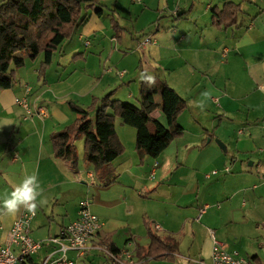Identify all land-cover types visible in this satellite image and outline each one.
Returning <instances> with one entry per match:
<instances>
[{"label":"crops","instance_id":"0c3cea01","mask_svg":"<svg viewBox=\"0 0 264 264\" xmlns=\"http://www.w3.org/2000/svg\"><path fill=\"white\" fill-rule=\"evenodd\" d=\"M197 2L193 0L188 10L177 7L173 11L171 16L177 18L171 34L163 36L158 33L155 37L160 41L156 39L152 44L158 47L156 52L161 55L159 68L144 74L166 81L188 100V109L179 118L184 134L188 126L194 139L187 160L191 165L186 166L193 179L209 181L205 187H198L194 203H176L188 214L173 219L168 213L166 219L155 223L161 229H155L147 211L154 205L158 190L156 186H138L133 170L136 163L142 165L146 162L152 165L150 182L156 181L159 174L157 162L163 159L164 166L167 158L176 157L178 160L182 138L173 140L158 159L145 156L142 162L136 151V130L117 118L116 131L125 152L113 162L115 181L106 187L95 177L94 166L86 167L81 162L75 172L55 156L52 134L63 131L77 119L69 102L89 109L94 99H102L111 92H115L114 100L129 102L120 99L123 89L118 82L112 78L106 81L105 77L96 75L92 79L89 77L90 89L77 78L79 99H69L65 95L69 88L60 87L67 77L66 71L58 70L61 65L56 55L63 54L59 48L44 81L39 78V68L44 61V55H40L35 61L26 59L25 67L17 70V84L0 92V196L10 192L25 175H38L47 203L38 207L32 222L34 240L57 237L63 228L77 220L79 204L84 200L72 211L68 209L76 178V181L91 180V185L98 183L96 189L105 191L101 196L95 190L96 195L91 196L94 199L91 212L103 223L94 244L109 250L112 245L121 251L128 250L132 254L130 264H197L198 260L211 264L212 231L228 253L238 254L251 264H264V92L261 89L264 86V0H208L202 12L195 10ZM228 2L241 8L236 24L229 28L214 27L212 10H221ZM87 23L86 18L77 30H80V40L86 34L94 33L95 36L103 28H90ZM54 64L57 65L56 74L51 73ZM124 71L123 78L119 77V72L117 74L120 83L137 89L139 80L141 91V76L130 80L126 77L129 71ZM106 73L112 74L111 69ZM93 79L98 81L93 83ZM28 86L31 88L29 93L26 91ZM205 90H210V97L202 96ZM127 98H135V95L129 93ZM24 99L33 113L29 119H25L27 110L17 103V100ZM140 99L136 106H140ZM154 99L158 109L153 117L163 123L157 117L160 111L164 116L162 97L156 95ZM200 102L205 104L203 112L196 107ZM41 108L46 116L38 115ZM163 125L167 126V122ZM214 138L224 146V155L218 146H213ZM205 160H208L206 164ZM227 164H231L230 168L227 167L230 171L227 173L226 168L220 179H215L220 176L219 172L217 175L206 174ZM205 206L208 208L201 214ZM22 211L23 208L15 215L0 211V242L3 245L9 241L10 230ZM148 226L154 228V234L160 238L175 241V251L171 253L173 259H144L150 245ZM187 226L189 229L185 231ZM54 249L46 244L22 264H42ZM68 257L75 264H94L98 259L101 261L98 264H115L96 249L83 257L69 252Z\"/></svg>","mask_w":264,"mask_h":264},{"label":"trees","instance_id":"16d2710c","mask_svg":"<svg viewBox=\"0 0 264 264\" xmlns=\"http://www.w3.org/2000/svg\"><path fill=\"white\" fill-rule=\"evenodd\" d=\"M100 0H2L0 2V92L9 90L17 84V70L26 65V59L35 61L44 55L39 68V78L44 81L54 55L60 46L70 40L84 23L83 11L86 6L98 4ZM241 11L233 2L225 3L220 10H212V24L217 28H229L236 24ZM101 16L103 11L97 10ZM116 29L115 39L120 38L118 23L112 18ZM111 92L102 99H94L91 108L84 109L72 102L68 105L77 119L63 131L53 133L51 141L55 156L65 161L75 172L78 171V153L75 141L84 140V164L92 165L95 177L102 184L114 183L113 162L124 154L125 147L116 131V119L120 118L127 126L134 128L136 151L145 156L158 159L175 139L183 136L179 118L188 109V100L181 97L168 83L155 78L149 86L142 80L140 106L129 102L114 100ZM163 100V114L167 126L153 117L158 109L154 97ZM98 105V106H97ZM96 108L95 119L91 109ZM150 245L144 259L171 260L175 251V241L164 240L155 235L148 226ZM113 253L121 250L110 246Z\"/></svg>","mask_w":264,"mask_h":264},{"label":"rangeland","instance_id":"374dc122","mask_svg":"<svg viewBox=\"0 0 264 264\" xmlns=\"http://www.w3.org/2000/svg\"><path fill=\"white\" fill-rule=\"evenodd\" d=\"M192 3L193 0H100L98 4L86 6L83 11V17L87 18L88 26L96 29L103 28L102 30L100 29L95 36L93 35L94 33L86 34L85 38L82 40L79 39V30L70 40L65 41L60 46V50H63V54L56 55V57L61 65L58 69L59 72L63 70L66 71L67 81L60 86L62 88H64V86L65 88H69V90L65 92V95H67L69 99L77 101V99H79L76 92L79 86L76 85L77 78H80L85 85L87 84V88L90 89L91 79L96 75L105 77L106 81L112 78L115 82H118V86L123 89L119 96L120 99L136 105L135 103H138L140 98L139 80L136 84L137 89L133 87V85L131 88H128V84L122 85V83H120V78L117 75L118 72L124 70L129 71V75L126 77H129L128 79L131 80L132 78L141 76V74L147 73V71L158 69L161 58V55L156 52L158 47L150 44L144 48L142 47V42L147 38L151 40L157 39V42L160 41L158 37H155L158 33L163 36H169L177 18L176 16H171L173 11L177 7H181L182 11L188 10ZM206 5H208V0H198L195 4V10L197 12H202ZM97 8L103 9L104 14L99 16L97 14ZM113 16L116 18L115 22H117L119 26L117 31L119 32L120 38L118 40L115 39L116 29L112 27ZM109 18H111V20ZM86 42H89L87 47L85 46ZM161 43L162 42H160V44ZM76 55H81V57H76ZM56 66L55 64L53 65L52 74H56ZM107 69H111L112 74H107ZM89 77L91 79H89ZM97 81V79H93L92 82L96 83ZM83 91H85V89ZM129 93H133L135 98H127ZM94 110L90 112V116L93 120L95 119L96 109ZM157 115L158 119L160 118L161 121L166 124L162 112L160 111ZM185 128L186 133L181 137L183 140L180 142L182 152L179 159L177 160L176 157L167 158L165 159L164 166H162L163 159H160L157 162L159 164V174L157 175L156 181L150 182L152 165L145 162L142 165L136 163L133 166V170L137 175L138 186H156L155 189L158 190L155 195L156 198H154L153 201L154 205L147 211L148 217H151L150 222L155 229L156 221L162 222L166 219L168 213L173 219H181L183 216L187 215L188 212L181 211L176 203L186 201L193 202L194 197L197 195L198 187L201 186L203 188V186L205 187L209 182L206 181L205 178H200L199 182L197 179H193L191 171L186 166L187 164L191 165L187 163V160L191 155V145L194 139L190 128H188V126ZM209 140L210 138H208L206 142L208 143ZM217 140V138H214L213 146H218L219 152L224 155L226 151ZM75 146L78 153V162H83L84 164V140H76ZM79 157L81 159H79ZM207 162L208 160H205V164ZM84 166L86 165L84 164ZM228 166L230 168L231 164H227L224 168L220 167L214 170L220 174L219 177L215 178L216 180L222 177L221 172ZM212 172L213 171L206 174H211ZM206 174H204V177ZM90 181L91 180L82 179L76 181V178L74 179L76 188L68 200L69 211L75 209L78 205L77 203L81 200L89 199L91 203L94 202L91 196L96 195L94 192L95 190L103 196L101 192L105 191L101 190L104 189L97 190L98 183H93L91 185ZM187 205L190 206V204ZM154 228L153 231L156 232ZM188 229L189 227L187 226L185 231ZM98 262L101 261L98 259L94 264H98Z\"/></svg>","mask_w":264,"mask_h":264},{"label":"built area","instance_id":"2783aa9c","mask_svg":"<svg viewBox=\"0 0 264 264\" xmlns=\"http://www.w3.org/2000/svg\"><path fill=\"white\" fill-rule=\"evenodd\" d=\"M154 43V40L147 38L142 42V47L145 48ZM86 44L89 45V42ZM125 74V71L119 72V77L123 78ZM261 89L264 92V86H261ZM26 91L29 93L31 88L29 86L26 87ZM17 103L27 110L25 119H29L33 113L27 100H17ZM38 115L46 116L42 108L39 110ZM229 171V168H227L226 172L229 173ZM217 174V171L212 172V175ZM90 207V200L80 202L77 220L63 228L57 237L46 241H36L31 236V225L37 216V211L33 216L23 209L21 216L14 222L10 230L7 244L3 245L0 242V264H22L33 255L39 253L46 244L54 246L55 249L42 264H75L68 257L69 252H75L78 257H83L94 249L106 254L115 264H130L129 261L132 258V254L128 250L113 253L107 247L94 244L95 239L103 228V223L91 212ZM207 208L208 206L202 208L201 214ZM156 229L160 230L161 228L159 225H156ZM211 236L214 241L211 264H251L247 259L238 254L228 253L226 246L216 240L213 231L211 232ZM196 263L205 264L201 260H198Z\"/></svg>","mask_w":264,"mask_h":264},{"label":"clouds","instance_id":"9594fccd","mask_svg":"<svg viewBox=\"0 0 264 264\" xmlns=\"http://www.w3.org/2000/svg\"><path fill=\"white\" fill-rule=\"evenodd\" d=\"M141 79L148 83L149 86L155 83V77L151 75L141 74ZM204 97H210V90L202 93ZM202 112L205 104L200 102L196 105ZM44 189L36 173L25 175L18 184H16L10 192H6L0 196V211L9 215H15L23 208L27 213L35 215L38 207H42L47 203V199L43 198ZM39 198V199H38Z\"/></svg>","mask_w":264,"mask_h":264},{"label":"water","instance_id":"95a60500","mask_svg":"<svg viewBox=\"0 0 264 264\" xmlns=\"http://www.w3.org/2000/svg\"><path fill=\"white\" fill-rule=\"evenodd\" d=\"M184 13V12H183ZM220 144V143H219ZM223 148H224V146L222 145V144H220Z\"/></svg>","mask_w":264,"mask_h":264}]
</instances>
